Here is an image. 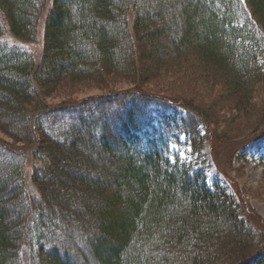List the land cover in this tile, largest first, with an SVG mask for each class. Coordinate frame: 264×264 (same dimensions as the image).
<instances>
[{
    "label": "trees",
    "instance_id": "trees-1",
    "mask_svg": "<svg viewBox=\"0 0 264 264\" xmlns=\"http://www.w3.org/2000/svg\"><path fill=\"white\" fill-rule=\"evenodd\" d=\"M83 89L101 94L45 101ZM253 124L264 0H0V264H264V219L208 185L201 156L207 127Z\"/></svg>",
    "mask_w": 264,
    "mask_h": 264
},
{
    "label": "rangeland",
    "instance_id": "rangeland-1",
    "mask_svg": "<svg viewBox=\"0 0 264 264\" xmlns=\"http://www.w3.org/2000/svg\"><path fill=\"white\" fill-rule=\"evenodd\" d=\"M42 27V21H40L36 41L23 45L24 48L33 54L36 61H38L40 57L42 48ZM123 89H126L125 85H119L115 88V90ZM100 94L101 92L96 89H83L75 95H71L69 98L58 97L45 101L49 106H54L64 100L76 102L82 98L97 96ZM178 104L179 103H175L174 105ZM195 106L197 108V104ZM196 108L195 110L196 112L198 110V112L195 113L200 115L203 114L202 116L205 117L204 113L208 112V107L203 106L200 110L199 108ZM155 110L157 111L156 115H150L151 118L155 120L163 118L171 119L174 117L177 119H186V115L180 107H175V109L156 107ZM233 123L234 122H232V124ZM260 125L261 124H253L252 128L249 130L245 129L246 126L240 127L239 130H241V132L243 131L242 137L236 138L235 134L234 137L230 139H224V137L221 136L222 131H227L223 126H219L218 128L213 126L207 127V130L205 131L206 133L203 135L204 139L201 156L203 161L202 168L204 169L208 185L219 186L235 201L236 204H246L256 216L260 219H264V174L262 165L264 163V127ZM235 126L236 124L231 126V128H236ZM201 127L204 128L203 125H201L200 128ZM52 130L60 131L62 129L55 127ZM8 141L10 142L8 138L0 133V142ZM96 143V140L92 139L91 144ZM14 148H17L23 156L25 189L30 194L33 192V186L30 183L31 172L34 168L41 167L42 161L37 158L35 159L32 146L25 144L22 146L16 145ZM45 214L49 215L47 212H45ZM60 218V216H57L56 220H59ZM59 223L61 222L59 221ZM59 223H56L55 227L48 226L51 227L50 232L46 228H44V231L46 230L49 233L48 235L55 232L58 237L62 238L66 231L64 226L63 229L56 230V227L58 228L60 226ZM73 235H76V233ZM79 246H81V244H79ZM45 250H49L48 247H45ZM32 260L34 261V264H36V258Z\"/></svg>",
    "mask_w": 264,
    "mask_h": 264
}]
</instances>
